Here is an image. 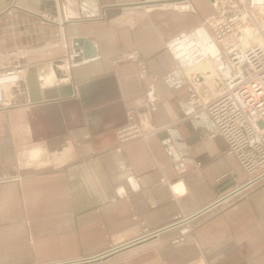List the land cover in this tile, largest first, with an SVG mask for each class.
I'll list each match as a JSON object with an SVG mask.
<instances>
[{
    "label": "crops",
    "instance_id": "obj_1",
    "mask_svg": "<svg viewBox=\"0 0 264 264\" xmlns=\"http://www.w3.org/2000/svg\"><path fill=\"white\" fill-rule=\"evenodd\" d=\"M170 1L184 3L0 0V70L22 69L0 108V264L114 247L85 264H264V182L241 187L248 174L223 135L188 116L192 85L160 80L153 111L139 62L113 63L137 50L150 73L174 69L168 39L197 26L212 0H186L193 11ZM72 53L88 61L66 72ZM129 113L146 136L120 144ZM118 186L129 196L116 197ZM194 213L177 241L168 225Z\"/></svg>",
    "mask_w": 264,
    "mask_h": 264
},
{
    "label": "built area",
    "instance_id": "obj_2",
    "mask_svg": "<svg viewBox=\"0 0 264 264\" xmlns=\"http://www.w3.org/2000/svg\"><path fill=\"white\" fill-rule=\"evenodd\" d=\"M184 3L187 10H194L191 3ZM247 28L253 35L249 36ZM166 47L174 59V69L163 77L150 73L137 50L122 53L113 63L139 62L141 74L148 79L145 96L153 111L157 109L160 80L172 85L190 83L193 89L185 101L188 116L223 135L228 153L238 158L248 174L241 187L264 182V0H231L223 5L212 0L211 13L194 28L168 39ZM87 61L72 53L62 60L61 67L68 72L75 63ZM205 63L216 69L215 76L195 71ZM21 80V68L0 70V108L5 106L8 88ZM118 132L120 144L146 136L131 113ZM7 178L0 175V181ZM129 181L133 191L141 189L139 177L130 175ZM236 190L221 198L229 200L238 194ZM115 191L116 197L129 196L124 186ZM195 214L179 215L168 225L179 226L178 240L193 231Z\"/></svg>",
    "mask_w": 264,
    "mask_h": 264
},
{
    "label": "bare ground",
    "instance_id": "obj_3",
    "mask_svg": "<svg viewBox=\"0 0 264 264\" xmlns=\"http://www.w3.org/2000/svg\"><path fill=\"white\" fill-rule=\"evenodd\" d=\"M184 1L185 0H183V2ZM184 5H185V3H183L181 5L174 4L173 6L179 7V8L184 9V10H187V7H185ZM247 33L249 34V36L253 35V30L250 29V28H247ZM76 44H78V43L76 42ZM195 69H198L201 72L203 71V73H206V74L208 72L212 76L216 75V69L210 63L202 64V65L196 67ZM240 189L241 188H238L239 191H240ZM116 249H118V248L114 247L111 250H109V252H106V253H103L102 255H100V257L106 256L107 254L114 253V252L117 251ZM90 261H91L90 259H86V258H77V259H74V260H65V261L53 262L52 264H85L86 262H90Z\"/></svg>",
    "mask_w": 264,
    "mask_h": 264
},
{
    "label": "rangeland",
    "instance_id": "obj_4",
    "mask_svg": "<svg viewBox=\"0 0 264 264\" xmlns=\"http://www.w3.org/2000/svg\"><path fill=\"white\" fill-rule=\"evenodd\" d=\"M175 1H180V0H175ZM172 2H173V1H170V2H169V6L172 5V4H171ZM185 2H189V1H186V0H185ZM189 3H190V2H189ZM177 9H178V8H177ZM210 13H211V7H210L209 11L206 13V16L209 15ZM206 16H205V17H206ZM177 34H178V33H177ZM170 38H171V37H170ZM170 38H169V39H170ZM166 48H167V47H166ZM131 51H132V50H131ZM191 91H192V90H191ZM189 94H190V93H189ZM162 181H163V180H162ZM178 235H179V232H178ZM177 238H178V237H177ZM176 240L178 241V239H176ZM47 264H52V263H47Z\"/></svg>",
    "mask_w": 264,
    "mask_h": 264
},
{
    "label": "water",
    "instance_id": "obj_5",
    "mask_svg": "<svg viewBox=\"0 0 264 264\" xmlns=\"http://www.w3.org/2000/svg\"><path fill=\"white\" fill-rule=\"evenodd\" d=\"M99 258H100V255H98V256H94V257H89V258H86V259H90V260H92L91 262H95V261L100 260ZM85 261H86V260H85Z\"/></svg>",
    "mask_w": 264,
    "mask_h": 264
}]
</instances>
